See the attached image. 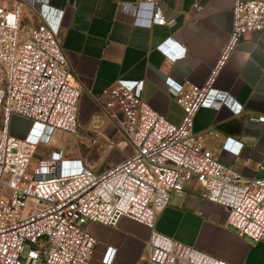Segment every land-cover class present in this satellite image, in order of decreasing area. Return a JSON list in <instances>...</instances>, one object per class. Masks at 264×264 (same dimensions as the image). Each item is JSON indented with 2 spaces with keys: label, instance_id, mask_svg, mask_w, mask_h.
<instances>
[{
  "label": "built area",
  "instance_id": "2783aa9c",
  "mask_svg": "<svg viewBox=\"0 0 264 264\" xmlns=\"http://www.w3.org/2000/svg\"><path fill=\"white\" fill-rule=\"evenodd\" d=\"M0 0V264H88L97 239L84 224L98 221L115 225L123 215L149 228L147 260L156 264H231L198 247L174 240L155 227L158 210L169 203L171 192H181L190 178L201 185L200 195L224 206L226 220L239 235L264 242V174L246 175L222 160L207 146L218 136L213 129L194 130V118L208 100L217 76L242 33L264 29V0H234L232 27L221 53L202 84L179 91L183 109L180 123L170 121L125 85L103 87L99 98L122 128L116 146L132 151L94 172L71 164L61 152L36 157L38 141H49L55 130L78 133L80 88L61 48L54 25L62 10L41 1L39 11L56 14L55 21H40L21 29L23 1ZM151 7L157 0H144ZM140 4V3H139ZM139 7L124 2L123 7ZM198 6V3H195ZM151 21L165 16L152 9ZM143 80L138 82L141 89ZM220 92V93H219ZM222 92V93H221ZM32 121L30 132H10L11 116ZM227 137L219 154L235 156L241 149ZM35 159V160H34ZM259 169H264L260 164ZM114 249H107L110 262Z\"/></svg>",
  "mask_w": 264,
  "mask_h": 264
},
{
  "label": "crops",
  "instance_id": "0c3cea01",
  "mask_svg": "<svg viewBox=\"0 0 264 264\" xmlns=\"http://www.w3.org/2000/svg\"><path fill=\"white\" fill-rule=\"evenodd\" d=\"M41 1L49 8L62 10L61 21L53 28L81 91L78 126L82 130L98 129L103 139L112 142L121 141L123 131L112 111L101 103V89L113 82L121 83L170 121L180 123L183 109L176 97L181 89L206 79L230 35L234 2L157 0L151 7L144 0L23 1L22 21L28 27L45 20L54 22L59 14L53 10L40 13ZM124 2L139 7H123ZM152 9L165 16L163 23L151 21ZM140 80L141 89L137 86ZM214 87L208 100L219 99L218 94L214 97L217 90L226 91V98L218 107H200L194 130H215L218 136H208L206 143L222 160L246 175L264 174V169H259L260 164L264 165V29L241 34ZM22 122L23 129L17 125ZM31 125V120L13 114L9 130L25 136ZM227 137L237 141L235 146L241 143L235 156L219 154ZM119 150L130 152L132 145L120 146ZM201 190L202 185L190 178L181 192L172 191L169 203L157 212L155 227L176 237L178 224L191 221L193 215L188 211L197 216L202 213L196 210L198 206L207 214L204 219L195 218L203 221L208 240L196 247L231 264H264V242L239 235L228 224L224 206L203 198ZM214 203L223 207V217L211 211ZM84 227L97 239L88 264H156L147 260L150 228L145 223L123 215L115 225L87 221ZM110 248L114 249L113 257L106 262L104 255Z\"/></svg>",
  "mask_w": 264,
  "mask_h": 264
},
{
  "label": "rangeland",
  "instance_id": "374dc122",
  "mask_svg": "<svg viewBox=\"0 0 264 264\" xmlns=\"http://www.w3.org/2000/svg\"><path fill=\"white\" fill-rule=\"evenodd\" d=\"M23 13L21 11L20 21L21 29H25L28 25L23 23ZM11 122V121H10ZM98 124V123H97ZM18 127L23 129L25 123H18ZM102 131L89 128L84 129L78 126V133L71 134L67 131L55 130L51 135L49 141H38L36 150V157L49 156L52 151L61 152L62 158L70 160L71 164H81L91 168L94 172L104 170L110 163L122 158L124 152L119 150V146L111 143L109 139L102 138ZM35 160V159H34ZM196 210L202 213L197 216L190 212L191 216L188 223L182 222L177 226V236L173 237L174 240H180L196 246L199 242L208 240L206 230L203 228L202 222H199L195 217L204 219L207 214L198 206ZM211 211L215 216H224L225 211L222 206L217 203L212 205ZM202 224V225H201Z\"/></svg>",
  "mask_w": 264,
  "mask_h": 264
}]
</instances>
